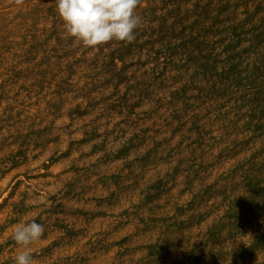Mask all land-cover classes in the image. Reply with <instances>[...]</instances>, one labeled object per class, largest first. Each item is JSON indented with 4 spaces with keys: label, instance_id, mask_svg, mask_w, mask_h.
I'll use <instances>...</instances> for the list:
<instances>
[{
    "label": "rangeland",
    "instance_id": "obj_1",
    "mask_svg": "<svg viewBox=\"0 0 264 264\" xmlns=\"http://www.w3.org/2000/svg\"><path fill=\"white\" fill-rule=\"evenodd\" d=\"M84 48L0 0V264H264V0H142Z\"/></svg>",
    "mask_w": 264,
    "mask_h": 264
},
{
    "label": "clouds",
    "instance_id": "obj_2",
    "mask_svg": "<svg viewBox=\"0 0 264 264\" xmlns=\"http://www.w3.org/2000/svg\"><path fill=\"white\" fill-rule=\"evenodd\" d=\"M15 5L25 0H10ZM142 0H55L56 11L68 37L84 48H97L112 41L132 43L142 17L137 12ZM45 232L35 220L18 223L12 239L21 250L14 264H34L31 245Z\"/></svg>",
    "mask_w": 264,
    "mask_h": 264
}]
</instances>
